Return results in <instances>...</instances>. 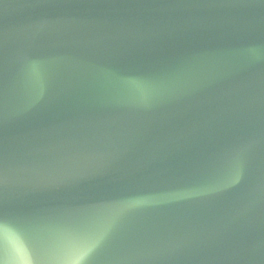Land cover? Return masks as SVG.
I'll use <instances>...</instances> for the list:
<instances>
[{"label": "water", "instance_id": "obj_1", "mask_svg": "<svg viewBox=\"0 0 264 264\" xmlns=\"http://www.w3.org/2000/svg\"><path fill=\"white\" fill-rule=\"evenodd\" d=\"M0 264H264V0H0Z\"/></svg>", "mask_w": 264, "mask_h": 264}]
</instances>
